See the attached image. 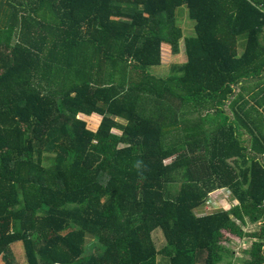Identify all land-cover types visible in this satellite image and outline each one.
Masks as SVG:
<instances>
[{"label": "trees", "instance_id": "1", "mask_svg": "<svg viewBox=\"0 0 264 264\" xmlns=\"http://www.w3.org/2000/svg\"><path fill=\"white\" fill-rule=\"evenodd\" d=\"M0 264H264V0H0Z\"/></svg>", "mask_w": 264, "mask_h": 264}, {"label": "rangeland", "instance_id": "2", "mask_svg": "<svg viewBox=\"0 0 264 264\" xmlns=\"http://www.w3.org/2000/svg\"><path fill=\"white\" fill-rule=\"evenodd\" d=\"M175 15L177 18V21L180 23V25L182 26L183 30L185 31V33L190 34L193 31V24H192V19H190L187 16V12H186V7L184 4H181L180 6H178L176 8L175 11ZM245 33H241L240 37H239V47L241 49L245 48L246 42H247V34ZM245 37V38H244ZM182 40L179 41V51L178 53L175 54H170L169 50L167 51L168 53L165 52V55L163 56V64L162 65H156V66H152L150 67L149 71L151 73L154 74H158V75H165L167 73H169L171 65L173 64H179L182 63L185 59L184 56V47L182 46ZM83 119L88 122L89 117L87 116H82ZM87 127L94 129L95 127L91 125V123L89 122ZM115 132H119L118 130H114ZM230 203L229 200V196H228V192L225 189H217L213 192L210 193V200L208 203H206L205 205H203V207L200 210H197V213H211L214 211H219V210H223L228 208ZM248 228H250L248 226ZM153 232V238L155 241V245L156 248L159 249L164 243H165V239L163 237V234L161 232L160 228H157L155 230L152 231ZM224 233V237H227L229 239L225 238L223 239V242L225 244H227L228 246L234 247L236 254L240 255V247L244 244L241 242V238L239 236H235L233 234H230L226 231L223 232ZM90 240V239H89ZM91 244L90 243H86V251H90L91 249ZM10 249L13 252V258L16 261H22L25 262V255H24V248L22 245L21 240H15L13 242L10 243ZM238 257V256H237ZM240 257V256H239Z\"/></svg>", "mask_w": 264, "mask_h": 264}, {"label": "crops", "instance_id": "3", "mask_svg": "<svg viewBox=\"0 0 264 264\" xmlns=\"http://www.w3.org/2000/svg\"><path fill=\"white\" fill-rule=\"evenodd\" d=\"M181 40H182V39H181ZM182 44H183V42H182ZM182 46H183V45H182ZM170 49H171V48H170V45H169L167 42H162V44H161V64H160V65L163 64L162 62H163V56L165 55V52L168 53L167 51L169 50V53L172 54ZM179 50H180V49H179ZM184 56H185V54H184ZM184 60H185V59H184ZM261 108H262V107H261ZM82 116H87V117H89L88 122H86L87 125H88V123L90 122L91 125L94 126L95 128L98 126V124H99V122H100V119H101V116L98 115V114H96V113H93V114H91V115H85V114H82V113H78V117H80V118L83 119ZM95 128H94V129H95ZM12 253H13V252H12ZM20 262H22V261H20Z\"/></svg>", "mask_w": 264, "mask_h": 264}, {"label": "clouds", "instance_id": "4", "mask_svg": "<svg viewBox=\"0 0 264 264\" xmlns=\"http://www.w3.org/2000/svg\"><path fill=\"white\" fill-rule=\"evenodd\" d=\"M137 167H139V162H137Z\"/></svg>", "mask_w": 264, "mask_h": 264}]
</instances>
